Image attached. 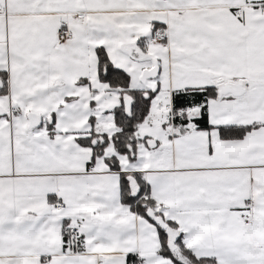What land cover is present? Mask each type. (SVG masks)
<instances>
[{"label":"snow or ice","instance_id":"snow-or-ice-1","mask_svg":"<svg viewBox=\"0 0 264 264\" xmlns=\"http://www.w3.org/2000/svg\"><path fill=\"white\" fill-rule=\"evenodd\" d=\"M0 264H264V0H0Z\"/></svg>","mask_w":264,"mask_h":264}]
</instances>
